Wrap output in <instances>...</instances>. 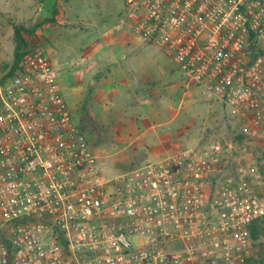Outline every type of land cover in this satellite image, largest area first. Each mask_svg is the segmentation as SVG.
Instances as JSON below:
<instances>
[{
	"label": "built area",
	"instance_id": "1",
	"mask_svg": "<svg viewBox=\"0 0 264 264\" xmlns=\"http://www.w3.org/2000/svg\"><path fill=\"white\" fill-rule=\"evenodd\" d=\"M124 6L135 35L264 142V0ZM23 51L0 73V264L248 263L264 198L218 184L221 139L107 176L46 50Z\"/></svg>",
	"mask_w": 264,
	"mask_h": 264
},
{
	"label": "crops",
	"instance_id": "2",
	"mask_svg": "<svg viewBox=\"0 0 264 264\" xmlns=\"http://www.w3.org/2000/svg\"><path fill=\"white\" fill-rule=\"evenodd\" d=\"M124 4L0 0V24L11 23L5 41L0 31V64L12 68L14 28L23 26L25 47L41 46L50 56L101 169L114 157L118 173L185 148L204 147L212 123L199 112L206 103L216 107L206 86L188 82L172 58L135 35L125 22Z\"/></svg>",
	"mask_w": 264,
	"mask_h": 264
},
{
	"label": "rangeland",
	"instance_id": "3",
	"mask_svg": "<svg viewBox=\"0 0 264 264\" xmlns=\"http://www.w3.org/2000/svg\"><path fill=\"white\" fill-rule=\"evenodd\" d=\"M10 25L9 19L0 24L4 41ZM0 67L3 68L4 78L9 77L11 64L2 63ZM204 92L206 96L209 95L207 89H204ZM209 98L210 101L215 102V109H210L206 103L199 113L205 120L212 123L209 138L203 145H209L216 139L222 140L223 148L216 176L218 184L231 183L238 188L248 187L264 198V142L246 135L243 131V121L238 114L233 112L230 107L228 108L214 94ZM100 141L98 143L102 144L103 142ZM114 161L115 159L112 157L110 165L102 167L105 175L113 176L118 173L115 171L118 167ZM262 232L263 235L258 240L259 242H264V223ZM247 264H251V262Z\"/></svg>",
	"mask_w": 264,
	"mask_h": 264
},
{
	"label": "trees",
	"instance_id": "4",
	"mask_svg": "<svg viewBox=\"0 0 264 264\" xmlns=\"http://www.w3.org/2000/svg\"><path fill=\"white\" fill-rule=\"evenodd\" d=\"M14 30L16 48L14 63L11 70L9 71L10 76L14 74L15 70L20 64V61L24 55L23 49L25 48L26 44V41L23 36L24 27L15 26ZM263 223L264 219H256L249 226L251 238L253 240V254L248 260V262H251V264H264V242L258 241L261 235H263Z\"/></svg>",
	"mask_w": 264,
	"mask_h": 264
},
{
	"label": "water",
	"instance_id": "5",
	"mask_svg": "<svg viewBox=\"0 0 264 264\" xmlns=\"http://www.w3.org/2000/svg\"><path fill=\"white\" fill-rule=\"evenodd\" d=\"M255 49H256V46L255 45L249 46V50L254 51Z\"/></svg>",
	"mask_w": 264,
	"mask_h": 264
}]
</instances>
